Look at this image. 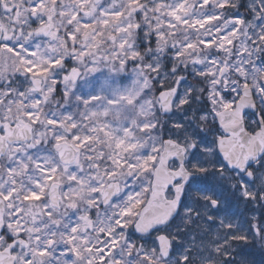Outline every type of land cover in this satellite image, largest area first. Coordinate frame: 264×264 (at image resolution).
<instances>
[{
  "label": "snow or ice",
  "instance_id": "obj_1",
  "mask_svg": "<svg viewBox=\"0 0 264 264\" xmlns=\"http://www.w3.org/2000/svg\"><path fill=\"white\" fill-rule=\"evenodd\" d=\"M264 264V0H0V264Z\"/></svg>",
  "mask_w": 264,
  "mask_h": 264
},
{
  "label": "flooded vegetation",
  "instance_id": "obj_2",
  "mask_svg": "<svg viewBox=\"0 0 264 264\" xmlns=\"http://www.w3.org/2000/svg\"><path fill=\"white\" fill-rule=\"evenodd\" d=\"M252 257H253L252 259H255L256 264H261L262 258L258 254L257 255H254Z\"/></svg>",
  "mask_w": 264,
  "mask_h": 264
}]
</instances>
